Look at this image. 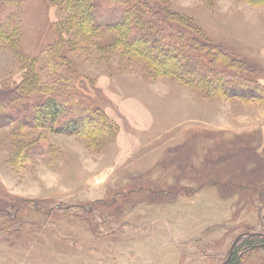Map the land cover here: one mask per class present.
Masks as SVG:
<instances>
[{
	"label": "rangeland",
	"instance_id": "obj_1",
	"mask_svg": "<svg viewBox=\"0 0 264 264\" xmlns=\"http://www.w3.org/2000/svg\"><path fill=\"white\" fill-rule=\"evenodd\" d=\"M59 1L14 8L20 30L14 46L0 43V88L55 41ZM152 1L191 18L264 85V4ZM113 35L64 50L80 94L113 122L106 141L0 128V264H223L252 236L263 245L239 264H264V98L206 97L152 75L99 50Z\"/></svg>",
	"mask_w": 264,
	"mask_h": 264
},
{
	"label": "trees",
	"instance_id": "obj_2",
	"mask_svg": "<svg viewBox=\"0 0 264 264\" xmlns=\"http://www.w3.org/2000/svg\"><path fill=\"white\" fill-rule=\"evenodd\" d=\"M20 1L7 0L0 11V43L17 42L20 26L14 8L17 11ZM240 1L264 4V0ZM58 4L65 16L55 25V41L23 59L21 78L0 88V128L18 123L20 128L99 137V141L113 135V122L80 94L77 71L64 52L101 29L114 35L98 47L100 51L144 63L152 75L174 76L206 97L264 98V85L252 78L245 61L207 40L191 18L167 5L152 0H60ZM262 245V239L247 237L223 264H239L241 252Z\"/></svg>",
	"mask_w": 264,
	"mask_h": 264
}]
</instances>
